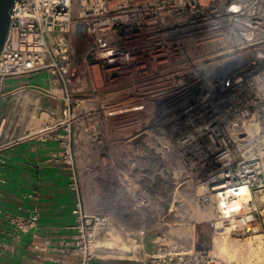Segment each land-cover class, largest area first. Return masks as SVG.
<instances>
[{
  "label": "built area",
  "instance_id": "2783aa9c",
  "mask_svg": "<svg viewBox=\"0 0 264 264\" xmlns=\"http://www.w3.org/2000/svg\"><path fill=\"white\" fill-rule=\"evenodd\" d=\"M79 25L86 34L80 60ZM132 64L139 87H158L148 101L122 108L114 89L89 82L96 66L110 83ZM39 73L62 83L63 116L50 112L54 121L18 138L4 133L1 120L0 198L6 150L28 137L57 141L63 153L53 159L78 198L75 236L60 251L76 264H119L108 259L118 257L113 234L128 247L130 264H237L214 243L175 230L198 225L190 200L213 206L221 222L255 217L252 199L240 193L264 189V0H16L0 52V109L18 90H37L10 88L9 80ZM27 104L35 107L33 97ZM126 112L148 117L118 150L105 121ZM103 172L120 196L121 218L86 206L83 185L102 195L91 179ZM39 213L37 203L25 214L0 208V248L8 246L3 226L20 238Z\"/></svg>",
  "mask_w": 264,
  "mask_h": 264
},
{
  "label": "crops",
  "instance_id": "0c3cea01",
  "mask_svg": "<svg viewBox=\"0 0 264 264\" xmlns=\"http://www.w3.org/2000/svg\"><path fill=\"white\" fill-rule=\"evenodd\" d=\"M42 74L45 78H42ZM56 78L48 73H39L9 80L10 88L18 90L22 85L30 83L37 90L28 89V93L18 90L13 96L3 100L0 122L2 119L6 120L5 134H12L13 138L27 136L46 122L54 121L49 116L50 112H55L57 117L63 116L64 92L62 83ZM29 96L33 97L35 107L28 106ZM43 110L45 113L40 117ZM127 137L120 136L115 140L110 138L120 150ZM62 153L63 148L57 141H43L31 137L6 150L2 171L8 184L3 188L4 196L0 198V208L25 214L37 203L40 213L36 227L22 234L20 238H15L8 226H3L9 236L8 246L4 251L0 248V252L3 251L0 254V264H76L75 256L60 251L62 240H72L75 236V230L70 227L74 222L73 211L78 200L75 190L70 186L69 172L63 169V163L53 159ZM110 179L104 172L91 179L92 182L100 181V190L104 191L100 196L93 188L94 184L83 185L86 206L92 211L100 210L121 218L123 212L120 196L114 193ZM34 195H37V201L34 200ZM181 234L187 233L180 231L178 235ZM150 235L153 236L152 233ZM193 235L190 231L189 236ZM202 237L198 236L197 240H208L203 231Z\"/></svg>",
  "mask_w": 264,
  "mask_h": 264
},
{
  "label": "rangeland",
  "instance_id": "374dc122",
  "mask_svg": "<svg viewBox=\"0 0 264 264\" xmlns=\"http://www.w3.org/2000/svg\"><path fill=\"white\" fill-rule=\"evenodd\" d=\"M41 76L45 78L44 74ZM115 76V78H119V80L109 83V75L101 67L96 66L94 72H92L88 78H90L89 82H91V78H94L96 86L102 91L107 87L114 89L117 96L115 101L116 105L122 108H130L144 100L148 101V95L158 88L157 86L139 87L137 85V80L140 78V71L136 69L135 64L126 66ZM13 79L14 78H12V80ZM147 117L148 115L146 112H126L108 116L106 117L105 128L109 137L114 140L120 136H131L140 125L145 122ZM192 189L193 187H191V190ZM251 199V205L253 208L255 207L257 209L255 217L253 213L246 212L240 215L237 223L221 222L220 218H217V213L213 206H202L199 202L190 200L188 201L189 206L192 208L195 207L197 210L195 212L198 215L196 217L199 221L198 225L193 229L192 227L189 229H180L181 227H179V230L176 229L175 232L181 231L188 235L191 231L194 234L195 240H197L198 236L202 237L203 231L208 237L206 241L211 245L213 243L215 244L217 253H220L228 259L232 256L230 260L237 262V264H246V257L251 254L256 246L263 245L261 247L264 251V189L253 193ZM212 223H218L216 224V228ZM234 225H236V228H234ZM218 226L223 228H219ZM113 239L114 240H109L111 241L110 245L114 249H118V257L113 254L112 256L110 255L108 259H110L111 262H114L113 260H118L120 264H130L129 259H131V257L126 254L128 247L119 244L121 240H119L118 235L114 234ZM152 239L153 236L149 235L146 243L149 250L155 247ZM256 241L258 245L255 243ZM125 259L129 261L127 262Z\"/></svg>",
  "mask_w": 264,
  "mask_h": 264
},
{
  "label": "water",
  "instance_id": "95a60500",
  "mask_svg": "<svg viewBox=\"0 0 264 264\" xmlns=\"http://www.w3.org/2000/svg\"><path fill=\"white\" fill-rule=\"evenodd\" d=\"M15 1L16 0H0V52L7 36ZM77 36V59L80 60L86 46V34L83 25L78 26Z\"/></svg>",
  "mask_w": 264,
  "mask_h": 264
},
{
  "label": "bare ground",
  "instance_id": "6f19581e",
  "mask_svg": "<svg viewBox=\"0 0 264 264\" xmlns=\"http://www.w3.org/2000/svg\"><path fill=\"white\" fill-rule=\"evenodd\" d=\"M258 133V132H257ZM241 196L243 195L244 196V199H246V200H249V199H251V197H252V193L249 191V190H247L246 188H242L241 189ZM239 223V222H238ZM216 224H218V223H216ZM219 228H223V227H221V226H218ZM218 228V229H219ZM223 232V231H222ZM225 232V231H224ZM114 235V234H113ZM260 238V237H259ZM114 240V239H113ZM261 240H262V238H261ZM255 243H257V241L255 242ZM261 243V242H260ZM259 243V244H260ZM257 245H258V243H257ZM260 246V245H259ZM259 246H256L254 249H253V251L251 252V254L248 256V257H246V261H247V263L246 264H264V251H263V248L261 247V246H263V245H261L260 247ZM232 257V256H231ZM231 257H230V259H231ZM130 261H131V259H129ZM128 259H125V261H129ZM119 262V261H118ZM120 264V263H119ZM121 264H123V263H121Z\"/></svg>",
  "mask_w": 264,
  "mask_h": 264
}]
</instances>
